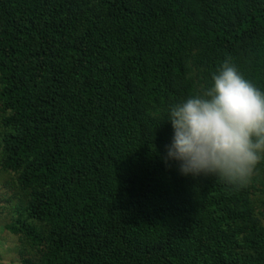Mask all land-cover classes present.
Segmentation results:
<instances>
[{"label":"trees","instance_id":"trees-1","mask_svg":"<svg viewBox=\"0 0 264 264\" xmlns=\"http://www.w3.org/2000/svg\"><path fill=\"white\" fill-rule=\"evenodd\" d=\"M228 57L264 92V0H0L16 264H264V176L238 187L164 159L161 118Z\"/></svg>","mask_w":264,"mask_h":264},{"label":"clouds","instance_id":"clouds-1","mask_svg":"<svg viewBox=\"0 0 264 264\" xmlns=\"http://www.w3.org/2000/svg\"><path fill=\"white\" fill-rule=\"evenodd\" d=\"M212 84L161 118L173 128L165 162H178L182 175L215 176L238 187L251 181L264 161V92L245 79L231 57Z\"/></svg>","mask_w":264,"mask_h":264},{"label":"rangeland","instance_id":"rangeland-1","mask_svg":"<svg viewBox=\"0 0 264 264\" xmlns=\"http://www.w3.org/2000/svg\"><path fill=\"white\" fill-rule=\"evenodd\" d=\"M264 164V161H262ZM262 168L264 170V165H258L255 174H261L264 176L263 172H259ZM252 176V177H253ZM252 199L255 201L254 204H256L258 209H261L260 202L263 199V196H261V191H256L254 195H252ZM262 222V221H261ZM14 241L12 238H10L3 230L2 226L0 225V264H16V257L12 255V253L8 250L13 245Z\"/></svg>","mask_w":264,"mask_h":264}]
</instances>
